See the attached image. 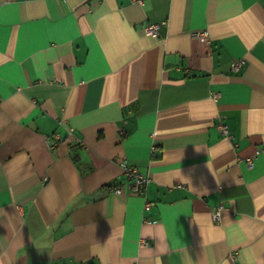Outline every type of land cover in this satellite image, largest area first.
Wrapping results in <instances>:
<instances>
[{"label":"crops","instance_id":"1","mask_svg":"<svg viewBox=\"0 0 264 264\" xmlns=\"http://www.w3.org/2000/svg\"><path fill=\"white\" fill-rule=\"evenodd\" d=\"M0 264H264V0H0Z\"/></svg>","mask_w":264,"mask_h":264},{"label":"built area","instance_id":"2","mask_svg":"<svg viewBox=\"0 0 264 264\" xmlns=\"http://www.w3.org/2000/svg\"><path fill=\"white\" fill-rule=\"evenodd\" d=\"M158 23H148L144 25L143 29L151 34L156 35L158 33V28L160 26ZM201 40H205L208 37V32L204 30H196L193 32ZM244 60L243 58H235L232 62L231 68L234 71H237L242 66ZM218 128L225 134H228L227 125L222 121H218ZM53 140L49 139L48 143L51 145ZM152 153H155V148L152 147ZM258 153V150L255 151ZM249 164H252V159L247 157ZM119 165L121 167V181L114 184L111 188L112 192L117 195H126V194H138L144 197L143 208L145 210L149 209L155 201L146 198L147 184L149 182V177L147 175L141 174L138 169L128 163L126 160H119ZM221 206L212 207L211 209V219L213 221H218L221 217ZM140 245H146L147 239L141 238L139 240Z\"/></svg>","mask_w":264,"mask_h":264}]
</instances>
